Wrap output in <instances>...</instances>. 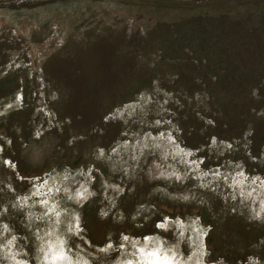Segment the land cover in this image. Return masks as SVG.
<instances>
[{
  "label": "rangeland",
  "instance_id": "1",
  "mask_svg": "<svg viewBox=\"0 0 264 264\" xmlns=\"http://www.w3.org/2000/svg\"><path fill=\"white\" fill-rule=\"evenodd\" d=\"M151 251L264 264V0H0V264Z\"/></svg>",
  "mask_w": 264,
  "mask_h": 264
},
{
  "label": "bare ground",
  "instance_id": "2",
  "mask_svg": "<svg viewBox=\"0 0 264 264\" xmlns=\"http://www.w3.org/2000/svg\"><path fill=\"white\" fill-rule=\"evenodd\" d=\"M145 259L147 261V264H172L170 258L166 256L160 257L157 255V253H155V251H151L145 254Z\"/></svg>",
  "mask_w": 264,
  "mask_h": 264
}]
</instances>
